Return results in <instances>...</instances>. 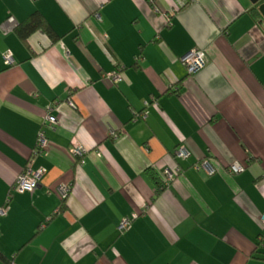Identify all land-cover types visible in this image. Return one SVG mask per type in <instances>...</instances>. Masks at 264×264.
<instances>
[{
  "label": "crops",
  "instance_id": "0c3cea01",
  "mask_svg": "<svg viewBox=\"0 0 264 264\" xmlns=\"http://www.w3.org/2000/svg\"><path fill=\"white\" fill-rule=\"evenodd\" d=\"M35 12L56 40L40 30L21 40L17 27ZM192 50L207 61L188 75L182 58ZM118 73V84L107 80ZM49 105L53 128L42 127ZM41 127L46 147L35 155ZM181 144L190 155L179 161L172 153ZM204 159L213 175L193 169ZM236 162L245 170L228 174ZM27 165L44 170L39 187L11 191ZM177 168L164 186L163 173ZM59 185L70 187L64 202L53 193ZM0 207V264H264L256 6L0 0Z\"/></svg>",
  "mask_w": 264,
  "mask_h": 264
},
{
  "label": "built area",
  "instance_id": "2783aa9c",
  "mask_svg": "<svg viewBox=\"0 0 264 264\" xmlns=\"http://www.w3.org/2000/svg\"><path fill=\"white\" fill-rule=\"evenodd\" d=\"M177 8L184 7L186 5V0H175ZM7 23L13 25L15 21L12 17L7 19ZM170 24V22L168 21ZM1 30L3 33L6 34L8 30L2 26ZM3 64L7 67L12 66L14 61L10 53H4L2 56ZM206 55L205 52L202 50H192L188 52L183 58L182 63L187 71L188 75H193L204 68L206 64ZM107 80L110 81L113 85L118 84L122 81V76L118 74L108 75ZM147 105V104H145ZM68 106L76 110V105L72 101H68ZM54 110L53 105H49L45 111V115L42 121V127H49L53 128L57 124V119L52 115V111ZM38 131L37 140H36V148H35V155L39 152L43 151L46 147V140L44 137L43 129ZM74 155L80 158V162L82 163V158L84 156L85 150L81 147H77L73 151ZM173 157L176 160L182 161L189 157L190 153L185 145L181 144L178 145L172 153ZM246 165L241 163H232L226 169L227 173L230 175H238L245 170ZM195 171L204 172L207 175H213L215 173V169L213 168L212 164L210 163L209 159H204L199 161L193 166ZM181 170L179 168L176 169V173H172L170 171H165L163 173V185L166 186L170 182L174 180L177 174H179ZM44 175L43 169L33 170L30 168L29 165L25 167V169L16 177L15 181L11 186V191L17 193L23 192H31L35 191L40 184V181ZM53 193L58 197L61 202H64L70 193V187L68 185H59L56 189L53 190ZM6 214V208L0 207V216H4ZM136 216L133 215L132 217H127L122 219V221L118 225V232L123 234L130 226V223ZM261 224L264 226V214L261 216Z\"/></svg>",
  "mask_w": 264,
  "mask_h": 264
},
{
  "label": "trees",
  "instance_id": "16d2710c",
  "mask_svg": "<svg viewBox=\"0 0 264 264\" xmlns=\"http://www.w3.org/2000/svg\"><path fill=\"white\" fill-rule=\"evenodd\" d=\"M38 30L43 31L52 40H56V36L54 35L52 29L45 22L41 14L37 12L31 14L24 23L17 27V33L21 40H25L30 34ZM159 189H162L160 183H158V190Z\"/></svg>",
  "mask_w": 264,
  "mask_h": 264
},
{
  "label": "water",
  "instance_id": "95a60500",
  "mask_svg": "<svg viewBox=\"0 0 264 264\" xmlns=\"http://www.w3.org/2000/svg\"><path fill=\"white\" fill-rule=\"evenodd\" d=\"M249 1L252 5L256 6L264 22V0H249Z\"/></svg>",
  "mask_w": 264,
  "mask_h": 264
}]
</instances>
